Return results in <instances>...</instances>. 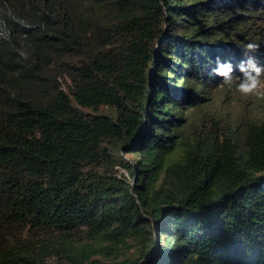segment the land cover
Instances as JSON below:
<instances>
[{
    "label": "trees",
    "instance_id": "1",
    "mask_svg": "<svg viewBox=\"0 0 264 264\" xmlns=\"http://www.w3.org/2000/svg\"><path fill=\"white\" fill-rule=\"evenodd\" d=\"M249 42L264 0H0V264H264V102L208 109Z\"/></svg>",
    "mask_w": 264,
    "mask_h": 264
},
{
    "label": "clouds",
    "instance_id": "2",
    "mask_svg": "<svg viewBox=\"0 0 264 264\" xmlns=\"http://www.w3.org/2000/svg\"><path fill=\"white\" fill-rule=\"evenodd\" d=\"M260 45L249 42L244 45L242 51L246 59L241 60L235 67L230 61L217 60L215 75L222 78L225 85L235 84L236 90L242 96H257L264 98V64H259L254 55L258 52ZM240 75L236 76L235 73Z\"/></svg>",
    "mask_w": 264,
    "mask_h": 264
},
{
    "label": "rangeland",
    "instance_id": "3",
    "mask_svg": "<svg viewBox=\"0 0 264 264\" xmlns=\"http://www.w3.org/2000/svg\"><path fill=\"white\" fill-rule=\"evenodd\" d=\"M264 98L257 96H242L235 87V84L231 87L225 85L224 87H219L214 92V98L211 107L208 109H218L222 110V113L229 112L231 118H234L236 113H247L250 116L256 117L259 115V109L255 110L254 106L257 103H263ZM256 111L255 114H253ZM126 157H134L133 155L126 154ZM123 171V169L121 170ZM126 173V172H124Z\"/></svg>",
    "mask_w": 264,
    "mask_h": 264
}]
</instances>
